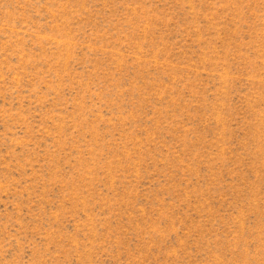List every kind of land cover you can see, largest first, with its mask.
Instances as JSON below:
<instances>
[{
	"label": "rangeland",
	"instance_id": "1",
	"mask_svg": "<svg viewBox=\"0 0 264 264\" xmlns=\"http://www.w3.org/2000/svg\"><path fill=\"white\" fill-rule=\"evenodd\" d=\"M0 264H264V0H0Z\"/></svg>",
	"mask_w": 264,
	"mask_h": 264
}]
</instances>
